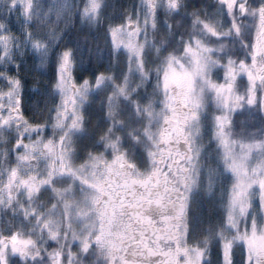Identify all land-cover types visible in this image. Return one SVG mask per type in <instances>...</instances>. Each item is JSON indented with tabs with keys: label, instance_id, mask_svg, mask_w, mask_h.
I'll use <instances>...</instances> for the list:
<instances>
[{
	"label": "snow or ice",
	"instance_id": "6c2138e0",
	"mask_svg": "<svg viewBox=\"0 0 264 264\" xmlns=\"http://www.w3.org/2000/svg\"><path fill=\"white\" fill-rule=\"evenodd\" d=\"M0 5L24 26L0 17V264H264V133L233 120L264 121V0L111 18L107 0H64L56 21L44 0ZM73 9L103 26L104 71L80 67L94 38L65 42ZM23 57L49 74L31 94Z\"/></svg>",
	"mask_w": 264,
	"mask_h": 264
},
{
	"label": "trees",
	"instance_id": "16d2710c",
	"mask_svg": "<svg viewBox=\"0 0 264 264\" xmlns=\"http://www.w3.org/2000/svg\"><path fill=\"white\" fill-rule=\"evenodd\" d=\"M255 1V0H254ZM258 1V0H257ZM64 0H44V4L46 9H52L51 19L52 21H56V11L63 4ZM190 5H195V7H189L187 9L188 12L195 11L196 9H200L202 11H207L208 13L215 12V3L211 0H186ZM73 4H80L81 0H71ZM108 8L106 11V15L111 18L112 16H119L123 11H132L136 9L140 5V0H107ZM0 17L3 18V22L11 29L13 34L20 35L23 30L22 18L19 17L16 12H12L9 14L6 7L0 5ZM67 21V24L65 23ZM118 22V21H117ZM59 28L62 31H65L64 40L69 45H76L78 41L83 39L85 34L88 35V39L91 42L94 38L95 43L92 44V59L91 63H83L81 64V69L86 70L87 72H92L94 70L104 71L105 68L109 64V50L105 44L103 26H100L99 30L92 28L89 29L87 25L82 23L79 18L76 16L75 9L72 12V19L69 20L67 15L62 17L61 22L59 23ZM30 55V54H29ZM87 60V55L85 57ZM23 71L22 75L25 80V88L29 94H31L37 84V82H42L44 84L48 83L49 74L39 75L33 68V60L28 57L22 58ZM12 68V65H9ZM31 73V74H29ZM58 102L59 98H55ZM93 109V108H92ZM96 110V108H94ZM247 109L241 110L239 113H235L233 115V120L235 124V129L241 127V124L247 125L244 129L254 128L258 126H263L264 121L259 119V114H257V118L252 121H246L244 113ZM253 112L255 110H252ZM94 113V112H93ZM91 118V113H86V119ZM97 121L94 122V124ZM205 142H207V135L205 136ZM200 201L199 204V212L203 215H209L218 210V198H210L201 193L198 198ZM237 264H240V256L236 257Z\"/></svg>",
	"mask_w": 264,
	"mask_h": 264
},
{
	"label": "rangeland",
	"instance_id": "374dc122",
	"mask_svg": "<svg viewBox=\"0 0 264 264\" xmlns=\"http://www.w3.org/2000/svg\"><path fill=\"white\" fill-rule=\"evenodd\" d=\"M211 1L216 4V0H211ZM253 2L256 3L258 1L257 0L254 1L253 0ZM239 79L246 82V76H241V77H239ZM153 83H154V81H153ZM149 91H151V89H149ZM94 108H96V106H93V109L91 110L92 112L96 111ZM253 110H255V109H253ZM237 113H239V112H237ZM95 121L96 120H93L92 123L94 124ZM235 130L237 132H240V131L243 130V131H246V132H248V133H250V134H252V135H254L256 137H260L261 134L264 133V125L263 126L254 127V128H248V129H244V128L242 129V128L239 127L238 129H235ZM17 219H19V217H17Z\"/></svg>",
	"mask_w": 264,
	"mask_h": 264
}]
</instances>
